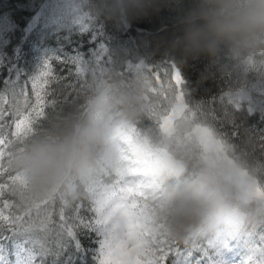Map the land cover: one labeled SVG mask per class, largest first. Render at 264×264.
I'll list each match as a JSON object with an SVG mask.
<instances>
[{"label": "clouds", "instance_id": "9594fccd", "mask_svg": "<svg viewBox=\"0 0 264 264\" xmlns=\"http://www.w3.org/2000/svg\"><path fill=\"white\" fill-rule=\"evenodd\" d=\"M76 20L123 29L168 11V28L146 56L110 48L109 62L73 86L67 99L22 142L7 149L8 167L26 181L29 200L69 203L85 189L111 194L117 173L142 182L145 222L167 240L185 245L264 228V198L252 194L264 167L254 159L261 143L245 111L227 103L214 110L191 104L160 127L163 81L154 57L178 66L205 62L206 75L222 79L233 100L264 101V0H64ZM143 60L144 62H141ZM255 62L259 71L251 70ZM169 92L166 107L175 105ZM215 111L216 115H212ZM219 117V120H217ZM234 126L223 147L203 129ZM110 200V205L118 204ZM122 219V217H120Z\"/></svg>", "mask_w": 264, "mask_h": 264}, {"label": "snow or ice", "instance_id": "6c2138e0", "mask_svg": "<svg viewBox=\"0 0 264 264\" xmlns=\"http://www.w3.org/2000/svg\"><path fill=\"white\" fill-rule=\"evenodd\" d=\"M76 29L92 32L90 42L95 46L87 53L79 46L74 54L69 53L60 43H72L69 36L60 33ZM106 35L104 24L74 19L64 0H18L10 10L0 13V264H87L89 256L92 264H167L169 257L171 264H212L218 249L226 247L217 238H203L186 242L182 249L152 229L142 217L147 207L144 186L131 173H117L108 180L115 185L110 195L87 188L84 198L71 203L54 198L36 202L20 191L26 181L10 171L8 147L34 133L49 112L67 99L66 93L86 78V69L94 74L109 62L103 42ZM52 36L60 46L47 45ZM53 61L59 62V71ZM33 62L35 71L29 72L27 66ZM250 67L260 70L254 61ZM154 77L166 86L161 100L167 114L159 118L163 129L189 105L175 65L159 69ZM169 92L176 102L171 110L164 107ZM225 97L235 112L244 111L247 105V116H253V106L231 99L227 92L221 100ZM258 123L255 128L261 143L253 155L264 167V122ZM203 132L208 139L218 137L215 143L220 147L225 137L235 139L238 135L234 126L223 124L216 132L207 128ZM252 194L264 198V172L253 181ZM110 200L119 203L109 206ZM235 236L244 241L246 264H264V228L259 229V243L255 231Z\"/></svg>", "mask_w": 264, "mask_h": 264}, {"label": "trees", "instance_id": "16d2710c", "mask_svg": "<svg viewBox=\"0 0 264 264\" xmlns=\"http://www.w3.org/2000/svg\"><path fill=\"white\" fill-rule=\"evenodd\" d=\"M18 0H0V13L10 10ZM25 2H31V0H25ZM37 3L43 2V0H36ZM170 13L168 11H162L159 15L153 16L149 19L140 20L133 22L123 29H113L109 25H104V31L107 34L103 38L105 42V48L109 51L110 48L118 47L121 48L127 54H133L137 56H146L150 54L151 49L155 46L158 38L164 35L165 30L168 28V20L170 18ZM94 28L96 25L93 26ZM61 36H69L72 43L68 41L61 40L65 47V50L69 53L74 54V49L79 46L80 50L87 53L89 47H94L95 44L90 42L92 32L80 33L78 29L69 33L67 30H63L60 33ZM100 40L96 43H99ZM49 47H58L60 44L57 42L56 37L52 36L47 42ZM31 60L29 56L27 58ZM141 62H144L141 60ZM53 67L59 71V62L53 61ZM170 64L175 65L177 70L180 72L183 79L182 88L186 93V100L191 104L206 103L211 107L216 108L221 103H226V97L222 101L221 96L227 92V84L220 78L216 76L208 77L206 75L205 62L202 60L192 61L187 65L178 66L174 61L169 60L166 56L154 57L150 66L154 65L162 68L164 66L167 68ZM29 72L35 71V64L30 63L27 66ZM2 84H0V90H2ZM30 93V85H29ZM241 103H248L253 106L254 112L253 116L249 118L250 123L259 127V121L264 122V101L254 100L251 96L247 99L241 98ZM247 105H244V111H246ZM260 163L259 159L256 161ZM85 204L87 202L85 201ZM56 208H59V203L57 202ZM58 220V216L56 217ZM256 242L259 243V229H257ZM82 243L86 244L83 236H79ZM218 241L223 242L228 246L224 249H228L230 253L234 255L237 259L247 262V252L244 249V241L241 237L235 235H227L221 232ZM183 249L184 245H180ZM217 254L215 255L212 264H220L217 260ZM87 264H92L91 257L87 259ZM167 264H171V257ZM246 264V263H245Z\"/></svg>", "mask_w": 264, "mask_h": 264}, {"label": "rangeland", "instance_id": "374dc122", "mask_svg": "<svg viewBox=\"0 0 264 264\" xmlns=\"http://www.w3.org/2000/svg\"><path fill=\"white\" fill-rule=\"evenodd\" d=\"M162 68H165L164 66H162ZM161 69V67L156 66L155 70H159ZM219 237V236H218ZM226 246H228V243L226 242ZM226 247H220L217 251V257L220 262V264H245L246 262H243L240 259H237L236 257H234V255L232 253H230V251L228 249H224Z\"/></svg>", "mask_w": 264, "mask_h": 264}]
</instances>
